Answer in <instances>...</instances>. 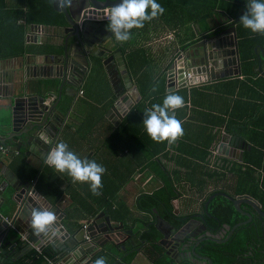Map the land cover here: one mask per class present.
<instances>
[{"label":"crops","instance_id":"0c3cea01","mask_svg":"<svg viewBox=\"0 0 264 264\" xmlns=\"http://www.w3.org/2000/svg\"><path fill=\"white\" fill-rule=\"evenodd\" d=\"M21 1L6 0V4L8 8H16L19 5L27 10L28 8L22 4L26 0ZM177 1L188 8L176 11ZM202 1L157 0L164 8L163 14L145 21L141 28L131 29L127 41L115 40L113 50L123 57L130 82L141 97L138 104L135 103L134 91L128 104L126 102L116 106L119 101L117 92L102 63H98L96 69L83 76L75 73V78L72 76V84L64 86L62 90L61 109L66 117L57 142H65L69 150L78 157L94 160L103 166L105 171L101 179L104 177L106 179L105 196L100 192L94 195L87 185L73 183L66 172L60 173L45 164L43 162L45 154L38 146L31 147L26 144L22 139L23 133L20 132L24 130L23 124L16 120V117L23 116L20 102L15 104L18 98H33L31 99L33 105L40 103L41 98L46 104H50V98L57 97L56 102L58 100L61 81L57 79L48 81L43 75V68L52 73L53 67L38 65V62L40 60L44 62L43 58L47 56L53 58L63 54L66 35L64 36L61 27L66 21L64 13L57 12L53 7L56 22L46 24L41 18L39 24H34L43 25L44 33L40 32V29L32 32L33 25L28 26L25 35L26 52L22 56L0 59V146L6 150V146L9 145L8 151H12V156L4 155V152L0 151V157L6 166L15 169L17 165L12 157H18L20 154L17 160L19 167L23 169L20 175L21 181L25 183L23 190L27 193L34 190L40 196V200L35 199L39 205L42 204L44 197L62 214L75 220L76 226L70 232L84 229L85 224L90 228L95 217L104 213L117 226L120 223L124 224L125 229L121 232L123 238L129 236L125 231L133 228L134 239L138 240L144 231L149 229L145 222H152L153 217L148 212L138 209L137 200L141 195H151L162 189L168 178L174 182L179 192L177 198L172 201L175 214L188 215L200 212L205 198L216 187L211 183L216 176L219 177L218 181L232 184V189L227 191L230 195L237 191L240 194H235V197H248L263 206L264 120L259 123L257 122L259 120L251 121V111L259 106L260 110L264 109V64L262 71L258 70L256 64L252 66L251 72V66L244 65L240 75L229 77L222 76L228 72L227 68L217 69L220 77L214 80L207 79L204 67L198 65L192 68L196 81L188 87L168 91L165 70L177 51L190 41L202 39L203 34L211 27L217 26L220 20L223 24L219 25L232 26L230 21L233 15L230 17V13L221 5L212 7L214 12L210 19L206 15L202 17L200 15L202 9L199 6ZM217 10L221 11L219 15L216 14ZM242 11H246V8ZM242 11L236 14L241 16ZM96 19L100 20L99 17ZM20 23L24 21L20 20ZM104 23L101 25H105ZM251 34L254 33L240 24L237 31L238 43L243 35ZM55 35H62L64 39L55 40ZM45 36L51 43L57 42V46L55 45L57 51L46 52L45 45L41 43ZM196 51L198 52V49ZM257 51L259 55L263 54L260 49ZM195 57L197 61L202 59L201 56ZM45 62H48L46 58ZM29 66L30 68L33 66L34 69L26 70ZM24 90H27V94ZM168 94H178L184 100L182 107L169 113L181 122L183 128V135L171 145L167 144V141H153L146 133L142 122L145 110L151 108L153 104L162 103ZM90 114L95 117L94 120L92 118L87 125L81 124L80 121ZM246 117L250 121L245 122ZM262 117L264 118L263 113ZM14 127L22 129L14 138L22 144L20 152L16 150L18 143L13 142L12 138ZM10 137V141L3 142ZM235 137L240 139L239 144L242 142L244 148L236 146L237 140H233ZM251 140L262 144L255 145ZM152 153L155 155L150 158ZM128 167L131 169L130 172ZM26 184L30 185L29 189L25 188ZM115 184L116 191H108V188ZM257 186L260 189L257 196H254ZM199 188L203 192V197H200V192L198 193ZM10 193L14 194L11 188ZM99 194L106 199L96 203L102 200L99 199ZM90 197H93V200ZM79 198L86 202H81ZM85 203L91 207L88 205L84 207ZM0 206H3L0 209L3 220L13 222V218L15 219L12 234L0 243V264H16L24 257L28 246L39 252V249L34 248L35 245L28 241L38 237L33 235L30 226V212L22 208L24 214L21 213L18 203L12 200L3 202L0 199ZM249 207L243 204L244 209L247 210ZM92 208L97 212L90 213ZM153 211L155 213L152 214L156 218L153 223L158 225V218L162 215L156 209ZM161 226L168 230L164 224L161 223ZM59 238L64 244V239L60 236ZM122 242L126 249L120 246L118 256L124 259L126 257L127 262L131 244L129 241ZM138 245L140 249L135 252L128 264H153V255L165 253L164 247L154 249L155 244L145 246L140 239ZM158 249L159 251H156ZM61 260L62 258L60 262Z\"/></svg>","mask_w":264,"mask_h":264},{"label":"water","instance_id":"95a60500","mask_svg":"<svg viewBox=\"0 0 264 264\" xmlns=\"http://www.w3.org/2000/svg\"><path fill=\"white\" fill-rule=\"evenodd\" d=\"M113 3H119V0H114L112 2L110 0H53L54 9L57 12H63L66 18L63 27H61L64 36L66 35L65 39L62 35H55V40L64 39L63 54L61 56H53V58L47 56L45 58L48 62L46 63L45 58H43L44 62L40 60L38 65L53 67L52 73H49L47 68H43V75L48 81L56 79L61 81L58 100L51 105L46 104L43 98L40 99V103L34 105L31 103V99L33 98L25 99L21 97L15 100V104L20 102L19 105L22 106L23 116L16 117V120H19L23 124L24 130L20 131L22 129L18 127L13 128V142L18 143L17 139L14 138L18 136L17 132L20 131L23 133L22 139L25 140L27 145L31 147L38 146L43 154L46 155L60 138L63 129L62 126H64L65 123L64 119L66 115L61 109L63 105L62 90L64 86L72 84V76L74 77L75 73L83 76V74H87L92 69H96L98 63L103 64L115 87L119 99L116 106H121L126 102V104H128V100L134 91L136 92L135 103H139L141 97L137 94L135 86L130 82L123 57L113 50L115 46L114 37L110 32L107 33V37L101 35L103 26L101 24L106 21V8H111ZM95 16L101 17L100 20H97ZM237 20V23L232 24V26L229 24H218L217 26L211 27L203 34L202 39L205 41H202V39L190 41L177 51L175 57L169 62L165 70L169 92L188 87L189 84L196 81L197 78H195L196 76L195 73L192 72V68L198 65L204 67L206 73L205 77L207 79L211 78L214 80L219 78L220 75L216 72L217 69H228V72H225L222 76L229 77L241 74L242 61L240 59L236 29L240 19ZM39 29L40 32L43 31L42 33H44L45 27L43 25L32 26V32ZM41 43L45 45V50L48 53L58 50L56 48L57 42L51 43L46 40V36ZM199 48L201 49L199 50ZM197 49L198 52L196 51ZM195 56H201L202 59L200 58V60L197 61ZM28 57V65H30V56ZM262 66V62L260 61L258 70L262 71ZM28 69L33 70L34 67L32 66L30 68L29 66L26 70ZM41 88L43 90L42 84ZM26 91L27 90H24V93ZM25 94H27V92ZM10 139L11 137L7 140L4 139L3 142L7 143ZM233 140H237L236 146H243L244 148L242 142L239 144V138L235 137ZM17 145L16 150L20 152L22 144L18 143ZM8 148L9 145L6 146V150L3 151L4 155L12 156V151L9 152ZM18 157H12L17 165L15 169L6 166L3 158L0 157V199L3 202L8 200L17 202L18 207H20L19 211L23 214L22 208L24 211L28 210L31 213L33 207L46 208L56 213V220L53 222V228L50 229L47 234L41 233L37 235L34 234L33 231V235L38 237L28 240L35 245L33 246L34 248L39 249V252H43L46 248L51 246L56 248L59 252V260H52V262L56 264H94L95 259L102 256L106 264H128L125 261L126 257L124 259L118 256L119 248L123 245L122 241L130 242L133 250L128 253L131 254L140 249V245H138L137 242L140 239L141 243H145V246L158 242L164 247L165 253L154 255L153 264H213V260L210 257L197 251L198 244L194 245L192 239L195 235H188L189 229L187 228L195 222L191 220L181 228H178L159 217L158 225H156L160 234L158 241H156V239H152V241L142 240V235L138 240L134 239L133 228L125 231L130 237L123 238L124 235H122L121 232L125 229L124 224L120 223V225L117 226L109 217L105 216L104 213H100L96 216L91 222L90 228L87 230L81 228L78 232H70V230L76 226L75 220L71 219L70 216L68 218V216L62 214L56 206L47 201L44 197L42 199V204L39 205L35 199L37 198L40 200V196L37 192H34V190L30 191V193L23 190L25 183H23L20 178L23 169L19 167ZM10 188L14 192L13 195L10 193ZM25 188L29 189L30 185L26 184ZM8 193L10 194L9 199ZM221 194L231 200L236 210L248 217V221L237 224L231 230L227 239L219 242H227L236 228L252 221V216L242 210L241 207L243 204L250 205L264 218V211L261 210L252 199L248 197H232L226 193ZM216 195L218 194H213L208 201H211ZM2 207L3 206H0V209ZM2 217L0 212V243L4 242L5 239L12 234L15 222L14 218L13 222H10L9 220H3ZM161 223L168 227V230H165L161 226ZM197 225H199V222H197ZM201 228L205 231L207 230L205 225H201ZM207 232V238L205 239L212 238L210 231ZM87 235L89 238H87ZM59 236L64 239V244L61 243ZM116 239H122V241L118 242ZM122 249L125 250L126 246H122ZM31 250H33L32 246H28L26 253ZM60 258H62L61 262Z\"/></svg>","mask_w":264,"mask_h":264},{"label":"trees","instance_id":"16d2710c","mask_svg":"<svg viewBox=\"0 0 264 264\" xmlns=\"http://www.w3.org/2000/svg\"><path fill=\"white\" fill-rule=\"evenodd\" d=\"M52 2L53 0H26L22 4L26 6V9H29L28 11V9L25 10L19 5H17L16 8H8L6 0H0V59L22 56L26 52L25 35L27 34L28 26L39 24L41 22V18L46 24L50 22H56V12L53 9ZM246 3L247 0H203L202 3L199 4L202 9L200 15L202 17L206 15V17L210 19L214 12L212 7L221 5L223 9L230 13V17L233 15V20L236 18L240 19L238 16L239 14L237 15L236 13L240 10L242 11L243 8H246ZM176 7L181 10L188 8L187 5H184L180 1H177ZM197 9H199V7ZM30 11L31 14H29ZM20 20H23L24 23H20ZM203 20L205 19L203 18ZM57 23L62 24L63 22L57 21ZM235 23L237 22L234 21V24ZM239 26L240 23H238L236 26L237 31ZM199 39L200 38L197 40ZM239 49L242 66H251L250 72L252 66L256 64L259 66L260 61L262 64H264V33H254L253 35L251 34L249 36L243 35L239 41ZM258 49L262 51V55H259V51H257ZM259 107H256L257 109L251 111V121L259 120L257 121L259 123L264 120L262 117V113L264 114V109L260 110ZM245 119V122L250 121L247 117ZM254 144L256 145L257 143ZM154 155L155 153H152L149 157L151 158ZM128 170L129 172L131 171L129 167ZM164 172L166 173L165 169ZM218 178V176L213 177V181L211 183L212 186L216 187L209 196L206 198L204 197L205 201L202 204V210L195 214L176 215L174 213L172 201L177 198L179 192L177 191L174 182L169 180V178L165 180L164 187L156 193L151 195H141L137 200L138 209L148 212V214L153 217L152 222H145L149 229L144 231L142 234V240L152 241V239H156V241H158V238L160 237L156 227L157 224L153 223L156 221L155 215L152 214L155 213L153 211L154 209H156L165 220L176 225L177 227L182 226L189 218L201 214L206 224L215 233L220 229V221L226 222L233 226L237 222L245 219L239 212L235 210L233 202L221 194L226 193L230 195L227 193V191L232 189V184L228 183L227 181H218ZM101 183L102 187L98 189V193L100 192V194L105 196V177L101 179ZM80 184H85V186H88L87 182H80ZM117 184L111 188H108V191H116ZM204 184L205 183H203V185ZM234 189L237 190V187ZM258 189L260 188L257 186L256 192L253 193L254 196H257ZM199 192L201 195L200 197H203V192L200 191V188L198 190V193ZM234 193L240 194L237 191ZM213 194L218 195H216L211 201H208ZM235 194L230 196L235 197ZM90 198L93 200V197ZM99 199L102 200H98L96 203H101L106 198H103L100 195ZM79 200L81 202H86V200L83 198H79ZM85 204H83L84 207L88 205V203ZM88 206L91 207V205ZM96 212L97 211H95V209H90V213L94 214ZM131 250H133L132 247L130 248L129 252ZM198 250L201 254L210 257L213 260V264H264V219L257 217L255 219V223H250L238 228L236 233H234L233 238L225 244H219L212 240H206L200 245ZM135 252L136 251L129 254L127 262L131 261V258H133ZM58 255V250L53 246L46 248L43 252L31 250L30 252H27L24 257L21 258V260L16 264H49L47 259L50 261H58Z\"/></svg>","mask_w":264,"mask_h":264},{"label":"clouds","instance_id":"9594fccd","mask_svg":"<svg viewBox=\"0 0 264 264\" xmlns=\"http://www.w3.org/2000/svg\"><path fill=\"white\" fill-rule=\"evenodd\" d=\"M163 12L164 8L157 0H119L109 10L106 29L116 41L124 42L130 38L131 29L143 27L145 21L152 20ZM239 23L252 33H264V0H247L246 12L241 15ZM183 104L182 96L168 94L162 103L153 104L145 110L142 122L153 141H167L171 145L183 135L181 122L169 114ZM43 162L60 173L66 172L73 183L87 182L94 195L102 187L101 176L105 171L103 166L94 160L78 157L63 141H58L47 152ZM30 217L34 234H47L53 228L56 213L46 208L33 207ZM94 264H106L104 257H97Z\"/></svg>","mask_w":264,"mask_h":264},{"label":"flooded vegetation","instance_id":"af4514ba","mask_svg":"<svg viewBox=\"0 0 264 264\" xmlns=\"http://www.w3.org/2000/svg\"><path fill=\"white\" fill-rule=\"evenodd\" d=\"M111 2L112 1H114V0H110ZM110 8H106V21H105V25H107V23H108V20H107V15H108V10H109ZM246 11H242V12H240L242 15L245 13ZM219 13H221V11H219V10H217L216 11V14L217 15H219ZM239 17H241V16H239ZM101 17H99V19H100ZM237 20V18L235 19V20H233V19H231V24H233L234 23V21H236ZM218 24H223L222 22H221V20L219 21V22H217V25ZM105 25H103L102 26V31H101V35H104V37H107L108 36V32L109 31H107L106 29H105ZM104 27V28H103ZM202 41H205V40H203L202 39ZM201 41V42H202ZM53 101L52 102H50V104L49 105H51V104H53V103H55L56 102V99H57V97L55 98V97H53ZM233 197V196H232ZM260 208H261V210H263L264 211V208H263V206H260L257 202H255ZM250 206V205H249ZM235 207V206H234ZM242 210L245 212V213H249L251 216H252V221L251 222H248V223H246V224H242L241 226H239L238 228H240V227H242V226H244V225H248V224H250V223H255V219L257 218V217H259L260 219H264L261 215H259L257 212H256V210L254 209V208H252L251 206L249 207V208H247V210L246 209H244L243 208V205H242ZM235 210H236V208H235ZM237 212H239L238 210H236ZM240 214H241V216L242 217H244L245 219H243V220H241V221H239V222H237L235 225H233V226H231V225H229L228 223H226V222H221L220 221V223H219V226H220V229L218 230V232H213V230H211L210 228H209V226L206 224V222H205V220L202 218V215L201 214H198V215H196L195 217H191V218H189L182 226H184L185 224H187V222H189L190 220L191 221H195V222H193L191 225H189V227L187 228V229H189V233H188V235H195L192 239H193V244L194 245H197V251H199L198 249L200 248V245L204 242V241H206V240H212V241H215V242H217V243H219V244H225V243H227V242H229L232 238H233V236H234V233H236V231H237V229L238 228H236V230L233 232V234L231 235V237H230V239L227 241V242H225V243H223V242H219V241H224V240H226L227 239V237H228V235L230 234V232H231V230L237 225V224H240V223H244V222H247L248 221V217H246L244 214H242L241 212H239ZM176 215H181V214H176ZM160 217V216H159ZM162 218V217H161ZM163 219V218H162ZM166 221V220H165ZM168 222V221H167ZM197 222H199V225H197ZM170 223V222H169ZM172 224V223H171ZM174 225V224H173ZM201 225H205L206 227H207V230L205 231V230H203V228H201ZM176 226V225H175ZM182 226H180V227H178V228H181ZM177 227V226H176ZM207 231H210V233L212 234V238H208V239H205V238H207L206 236V233H208ZM154 244L156 245V246H158V247H162L163 248V246L161 245V244H159L158 242L157 243H155L154 242ZM193 248V247H192Z\"/></svg>","mask_w":264,"mask_h":264},{"label":"rangeland","instance_id":"374dc122","mask_svg":"<svg viewBox=\"0 0 264 264\" xmlns=\"http://www.w3.org/2000/svg\"><path fill=\"white\" fill-rule=\"evenodd\" d=\"M175 10L178 11V10H180V9L177 8V7H175ZM85 116H86V115H85ZM92 118H93V120H94L95 117L92 116V115L90 114L89 116H86V119L80 121V123L83 124V125H87V124H89V123L91 122ZM77 140L79 141V139H77ZM157 248H159V247H158V246H154V249H157ZM156 251H159V249L156 250ZM153 256H154V255H153ZM154 257H155V256H154Z\"/></svg>","mask_w":264,"mask_h":264},{"label":"built area","instance_id":"2783aa9c","mask_svg":"<svg viewBox=\"0 0 264 264\" xmlns=\"http://www.w3.org/2000/svg\"><path fill=\"white\" fill-rule=\"evenodd\" d=\"M50 100L52 102L54 99L53 98H50ZM0 151H5V148L3 146H0ZM84 229H86V230L88 229V227H87L86 224L84 225ZM87 238H89L88 235H87ZM47 260L49 261V264H56V263L50 261L49 259H47Z\"/></svg>","mask_w":264,"mask_h":264}]
</instances>
